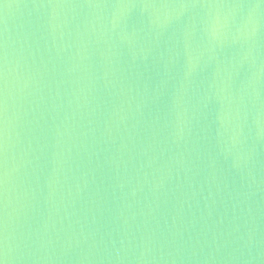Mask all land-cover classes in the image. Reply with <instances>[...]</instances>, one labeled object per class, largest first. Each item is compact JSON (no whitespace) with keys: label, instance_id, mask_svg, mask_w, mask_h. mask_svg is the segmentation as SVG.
<instances>
[{"label":"water","instance_id":"95a60500","mask_svg":"<svg viewBox=\"0 0 264 264\" xmlns=\"http://www.w3.org/2000/svg\"><path fill=\"white\" fill-rule=\"evenodd\" d=\"M2 264H264V0H0Z\"/></svg>","mask_w":264,"mask_h":264},{"label":"snow or ice","instance_id":"6c2138e0","mask_svg":"<svg viewBox=\"0 0 264 264\" xmlns=\"http://www.w3.org/2000/svg\"><path fill=\"white\" fill-rule=\"evenodd\" d=\"M0 264H2V261H0Z\"/></svg>","mask_w":264,"mask_h":264}]
</instances>
